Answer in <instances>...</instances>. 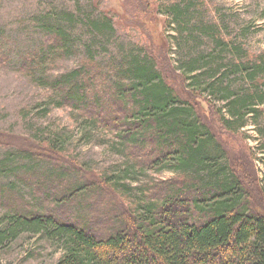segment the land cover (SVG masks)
Wrapping results in <instances>:
<instances>
[{"label":"trees","instance_id":"trees-1","mask_svg":"<svg viewBox=\"0 0 264 264\" xmlns=\"http://www.w3.org/2000/svg\"><path fill=\"white\" fill-rule=\"evenodd\" d=\"M163 15L176 34L170 38L178 49L177 68L166 47L158 55L149 49L127 54L118 69L95 67L89 57L80 68L48 81V105L68 109L85 135L110 138L117 153L122 149L125 167L106 174L96 189L85 180V170L57 168L58 142L42 140L46 150L38 157L55 166L51 164L49 175L22 168L20 178L0 188V247L30 234L59 245L62 255L55 264H264V212L251 206L199 104L181 98L160 70L169 64L185 90L212 109L226 134H239L248 118L263 134L264 110L258 107L264 106V54L243 62L241 45L227 40L218 25L207 26L192 0L167 7ZM91 25L100 27V34L112 30L107 17ZM220 28L228 26L222 21ZM44 31L38 54L21 59L24 73L34 74L71 51L62 28ZM201 39L210 41L213 50L195 53ZM3 42L0 35L2 66L8 61ZM164 170L173 176L139 183L146 171ZM71 174L76 177L70 179ZM16 183L29 190V199ZM258 186L264 205V173ZM103 195L110 196L119 212V218L105 223L108 227L85 212L92 208L87 199L94 196L100 202ZM48 205L53 208L45 211Z\"/></svg>","mask_w":264,"mask_h":264},{"label":"rangeland","instance_id":"rangeland-1","mask_svg":"<svg viewBox=\"0 0 264 264\" xmlns=\"http://www.w3.org/2000/svg\"><path fill=\"white\" fill-rule=\"evenodd\" d=\"M181 1L187 0H0V35L4 41L1 48L8 58L5 65H0V188H6L8 183L13 184L15 178H20L22 168L32 167L36 174H50L54 162L38 157L42 150H46L42 140L58 142L60 148L56 149L62 152L56 156L57 168L68 172L71 167L85 170L89 176L85 180L94 183L96 189L106 174H117L125 167L122 149L120 154L117 153L110 138L103 133L85 135L68 109H53L48 105L51 95L48 81L80 68L89 57L93 58L95 67L112 65L118 69L127 54H144L149 49L158 55L165 53L166 47L169 48L167 55L171 65L177 68L180 64L178 49L175 40L170 38L176 34L173 27L167 26L163 13L167 7ZM192 1L207 26L218 25L227 40L232 39L241 45L243 62L257 61L264 54V0ZM102 17L110 20L112 30L100 34V27L93 28L91 21L99 22ZM222 21L228 26L226 30L220 28ZM52 26L62 28L69 44L67 49L69 47L72 53L57 55L34 74L24 73L20 69L21 59L38 54L46 35L44 29ZM210 46V41L201 39L193 49H196L195 53H205L206 50L208 53L213 50ZM163 55L159 58V66L164 64ZM160 70L181 98H193L194 103L199 104L204 122L209 123L223 144L230 165L244 184L251 206L263 213L258 186L264 173L262 129L248 118L239 134H226L218 126L212 109L185 90L178 73H173L169 64L161 66ZM215 105L216 108L221 106ZM258 109L263 111L264 106ZM23 155L34 160L28 161ZM144 174L139 177V183L173 176L168 170L160 173L146 171ZM26 177L34 181L32 174H26ZM75 177L71 174L70 179ZM14 186L29 199L28 189L17 183ZM78 194L76 196L82 197ZM92 197L87 199L92 206L91 210L85 211L88 218L97 217L96 222L107 227L106 222H112L115 216L119 218L110 196L103 195L100 202ZM52 208L51 205L44 207L45 211ZM2 213L0 210V215ZM70 213L72 209L68 210V216ZM61 255L62 250L56 243L44 237L22 234L16 241L0 247V264H55Z\"/></svg>","mask_w":264,"mask_h":264}]
</instances>
